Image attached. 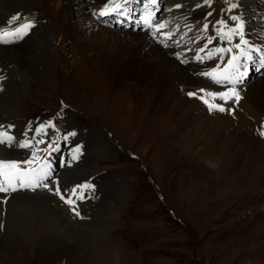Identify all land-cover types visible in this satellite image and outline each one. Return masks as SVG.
Instances as JSON below:
<instances>
[{
	"label": "rangeland",
	"instance_id": "obj_1",
	"mask_svg": "<svg viewBox=\"0 0 264 264\" xmlns=\"http://www.w3.org/2000/svg\"><path fill=\"white\" fill-rule=\"evenodd\" d=\"M216 2L219 8L221 1ZM213 9L219 14L217 8ZM220 20L214 21L215 35L221 40L218 29L226 32L232 22L228 21V28H219L217 22ZM56 47L54 50L59 54ZM55 57L59 59L58 55ZM114 70L108 78L109 82L117 80L110 102H96V97L90 101L83 96L76 98L66 91L63 83L67 78L64 76L50 80L54 87L47 83L38 85L36 80L31 83L33 91L29 96L20 93L10 97L15 102L11 105L12 115L34 118L46 108L52 116L58 111L61 113L58 121L64 129L80 126L84 128L83 136L92 131L100 135L97 157H93L95 144H89V148L85 146L89 160L86 158L84 164L90 163L81 173L90 178H95L93 174H104L98 176V182L85 184L91 190L88 195L93 197L87 203L76 204V208H83L79 214L80 224L89 227L85 231L102 234L99 241L110 246L97 250L100 253L98 263L118 264L120 259V264H264V161L260 160L261 156L250 159L252 149L244 150L254 144L255 149L264 153V138L259 136L260 144L251 142L243 148H239L242 146L239 140L235 144L236 154L232 153L234 159L228 163L204 153L206 140L201 134L198 143L184 137L178 131L179 123L162 127V131L156 133L155 127L149 135H144L143 128L141 132L143 118H134V98L130 96L149 94V91L142 93V82L146 80L137 73V68L128 70L125 76H122L126 71L124 65ZM139 75L142 79L141 76L137 78ZM98 79L95 74L97 88L101 86ZM10 94L9 91L5 93L7 97ZM159 103L155 113L161 115L162 110L157 111ZM67 107L75 109L74 117L67 113ZM255 113L253 108L246 112L248 115ZM246 114H238L236 120L247 117ZM235 115L226 116V125H230L227 119ZM205 117L207 115H201L184 127L197 126ZM32 125L33 122L29 124ZM227 133L229 131H221L222 140L229 137ZM41 154L42 151L38 156L42 157ZM261 158L264 159V155ZM81 168L65 172L69 185L80 181ZM108 204L110 213L104 215ZM100 217L103 223L98 222ZM3 228L1 224L0 229ZM64 239L69 244L62 264L68 256L86 257L87 264H92L89 253L79 243V235L70 234ZM27 247L30 249L29 245Z\"/></svg>",
	"mask_w": 264,
	"mask_h": 264
},
{
	"label": "bare ground",
	"instance_id": "obj_2",
	"mask_svg": "<svg viewBox=\"0 0 264 264\" xmlns=\"http://www.w3.org/2000/svg\"><path fill=\"white\" fill-rule=\"evenodd\" d=\"M92 1L94 0H0V25L9 27L5 21L14 15L22 19L27 18L36 24L22 43L0 44V65L9 76L6 92H11L9 97L4 93L0 94V121L17 117L11 114V105H15V102L11 101V96L16 97L20 93L29 96L33 91L31 86L33 81H38V85L47 83L49 87H54L50 80L61 76L69 80L63 84L66 91L76 98L83 96V99L90 101L96 97V102L97 100L110 102L109 98L113 96L112 90L117 80L109 82L108 78L115 72L117 66L120 68L124 65L126 71L122 76H125L128 70L137 68V73L146 80L142 82L144 84L142 93L149 91V94L139 95L137 92L135 97L130 96L134 98V118H143L141 132L143 128L144 135H149L155 127L156 133L161 132L162 127L168 128V125L179 123L178 131L183 133L184 137H190L193 143H198L201 142V138L198 137L201 134L206 140L207 150L204 153L211 157L223 158L228 163L234 159L235 144H238L239 140H241L239 145H242L239 148L251 142L260 144L257 125L264 117V78L250 84L248 90L242 89L239 92L238 103L234 99H230L227 103L220 99L212 100L213 104L223 106L226 111H209L207 114L201 100L197 98L205 94L200 90L221 93L230 88L226 85L214 86L213 83H208L204 75L205 70L192 68L189 64L190 60L180 58L178 54L169 55L170 51L163 50L162 44L156 43L153 39L150 43L146 35L127 32L121 34L117 30L105 27L94 30L95 26L91 24L93 19L90 5H96ZM96 1L103 4L108 0ZM248 2L255 4L256 0H248ZM200 13V16L204 14V12ZM196 22L197 19L194 20V23ZM190 40L194 42L195 38L190 36ZM95 41L96 45L93 43ZM55 43L58 44L56 48L59 54L54 50ZM198 45L200 43H197ZM216 54L218 58L215 63L224 64L229 56L225 54L221 60V55ZM56 55L59 57L58 60ZM90 68L93 71V78ZM44 72L53 75L54 78H48ZM95 74L98 75V82L101 84L98 88L94 80ZM141 75L137 78L139 79ZM189 93H195L196 96L190 97ZM158 101H160V109L158 108L157 111L162 110L161 115L155 113ZM252 108L256 113L246 114ZM229 109L231 111H228ZM232 113L236 115L229 117L227 122L230 125H226V116ZM240 113L246 114L247 117L237 121V115ZM201 115L207 117L197 126L184 127L185 123L196 121ZM16 124L21 126L22 123L16 122ZM224 130L229 131L230 135L227 133L229 137L222 140L220 134ZM90 139L91 143L95 144L93 157H96L99 152L97 145L99 137L91 135ZM94 140L97 142L95 143ZM253 145L249 144L244 148V150L252 149L250 159L262 157L264 153L255 149ZM0 153L9 155L13 151L9 152L0 146ZM46 157L48 161H53L49 153ZM261 157L260 160L264 161ZM60 158L62 155L57 157ZM11 161L17 160L12 158ZM195 161L204 166L198 158H195ZM89 163L90 161L87 162ZM78 176L81 179L88 177L81 172ZM49 187L54 185L50 183ZM118 190L121 191L119 188ZM65 191L70 194L73 189L65 188ZM84 191L87 192V189L85 188ZM90 191L88 194H91ZM49 192L45 188L43 192L35 190L30 193H0V225H4V228L0 229V264H62L69 244L64 238L70 234L76 237L79 235V243L82 244L85 252L89 253L91 263L99 264L100 253L97 250L102 247L109 249V244L99 241L102 234L86 232L89 227L80 224L81 221L76 219L71 211L78 202L83 203L85 199L72 198L75 206L70 207L62 204L59 197L51 196ZM106 208L104 215L110 213L109 204ZM100 218L98 222H102L103 217ZM87 260L86 257L68 256L65 264H87Z\"/></svg>",
	"mask_w": 264,
	"mask_h": 264
},
{
	"label": "snow or ice",
	"instance_id": "obj_3",
	"mask_svg": "<svg viewBox=\"0 0 264 264\" xmlns=\"http://www.w3.org/2000/svg\"><path fill=\"white\" fill-rule=\"evenodd\" d=\"M130 3H132V0H108L98 15H115L117 17H123L124 19L130 20L132 15V10L128 7ZM156 3L157 0H149V4L145 5L143 14L136 21L137 24H142L145 29L153 30L154 36L156 31H159L160 29L167 26V22L157 23L154 12L149 8V5L154 8ZM177 7H179V5ZM233 7H235V5H233ZM231 19L236 21V24L230 28H228V25L224 20L217 22L219 28H228L226 32L220 31L218 29V35L221 37V40H227L229 45L232 44L235 36L239 35V43L235 45L236 52L227 61V65L222 70H220L219 66H217V68L208 73H204V75L210 77L211 80L217 84H227L231 85L232 87L221 93L205 92L203 89L200 90L205 94L203 96H198L197 98L207 105L209 111H226L223 106L213 104L211 102L212 100L220 99L227 103L230 99H234L235 102L238 103L240 96L236 90V84L241 82L243 77L247 74L248 65L250 63L258 62L259 67L264 68V48H258L252 45L245 38L243 31L244 22L240 17L233 16ZM7 23L9 27L0 28V44L15 43L20 39H23L25 35H28L30 30L34 27V23L31 20L27 18L22 19L16 15L12 16L7 21ZM203 27L205 30H207L208 25L205 24ZM165 38H170V34ZM211 41L212 38H208V43H211ZM205 47H207V45H205ZM201 51H204V49L202 48ZM232 51V47L227 49L216 48L208 51V57L211 58L215 53ZM196 58L198 60L201 59L199 54ZM220 58L223 60V56ZM188 95L190 97L196 96L195 93H189ZM228 111H231V109ZM47 127H53V125L48 124L39 126L35 132L36 136L40 138L31 141L25 140L23 142L15 141L14 137L10 135L9 132L0 130V145L10 147L15 142L18 147L31 149V158L27 161L18 162L0 159V193L11 194L22 189L35 191L38 188H47L50 192L59 195L66 204L74 205L75 201L71 197L75 196L76 199H84V189L88 188L89 186L83 185L79 189H74L68 197L61 193L57 182L52 177L53 169L51 167V163L46 159V156L49 152V149L52 148V145H48V148L43 150L39 148V145L44 143V133L42 130ZM72 135H74V133ZM261 135H264V132H262ZM65 139H67V137H65ZM53 143H56V141ZM40 151L45 152V158L42 159L38 156V152ZM75 151L78 152L79 149H76ZM76 158L77 157L73 155L72 159ZM50 183L54 185V187H49ZM73 211H76L75 208H73ZM76 215H79L78 211L76 212Z\"/></svg>",
	"mask_w": 264,
	"mask_h": 264
}]
</instances>
